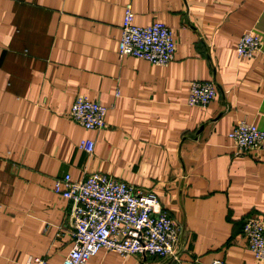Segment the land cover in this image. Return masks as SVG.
<instances>
[{"label":"crops","instance_id":"0c3cea01","mask_svg":"<svg viewBox=\"0 0 264 264\" xmlns=\"http://www.w3.org/2000/svg\"><path fill=\"white\" fill-rule=\"evenodd\" d=\"M128 3L135 25L170 28L167 66L118 57ZM249 29L264 44V0H0V264H61L70 202L54 182L94 172L155 193L180 236L175 256L101 249L86 264H264L242 235L264 221V151L227 136L238 120L264 130V57L235 50ZM194 81L214 83L206 107L187 104ZM78 95L107 107L105 127L69 117Z\"/></svg>","mask_w":264,"mask_h":264},{"label":"built area","instance_id":"2783aa9c","mask_svg":"<svg viewBox=\"0 0 264 264\" xmlns=\"http://www.w3.org/2000/svg\"><path fill=\"white\" fill-rule=\"evenodd\" d=\"M133 15L131 4H126L118 57L129 55L154 65L170 64L175 52L170 28L160 21L147 26L135 25ZM235 50L239 57H264V44L251 29L241 34ZM215 94L212 81H194L187 104L206 107ZM106 113V106L78 95L68 115L83 128L97 131L105 127ZM227 136L237 153L264 151V130L254 123L238 120ZM94 146L92 138H82L77 143L78 149L87 154H92ZM54 191L70 202L73 244L61 264H86L101 249L116 252L123 258L133 254L175 256L180 227L152 191L139 190L101 172L88 174L78 181H72L69 175L56 179ZM242 235L256 261L264 263V221L246 217ZM25 264L49 263L41 257H29ZM209 264L225 263L214 259Z\"/></svg>","mask_w":264,"mask_h":264}]
</instances>
